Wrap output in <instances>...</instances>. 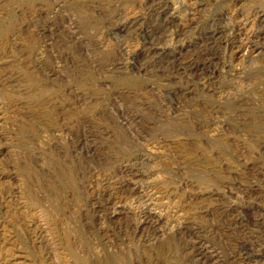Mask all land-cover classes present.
Instances as JSON below:
<instances>
[{"label": "rangeland", "instance_id": "obj_1", "mask_svg": "<svg viewBox=\"0 0 264 264\" xmlns=\"http://www.w3.org/2000/svg\"><path fill=\"white\" fill-rule=\"evenodd\" d=\"M261 18L264 0H0V264H264ZM147 203L157 237L110 219Z\"/></svg>", "mask_w": 264, "mask_h": 264}, {"label": "bare ground", "instance_id": "obj_2", "mask_svg": "<svg viewBox=\"0 0 264 264\" xmlns=\"http://www.w3.org/2000/svg\"><path fill=\"white\" fill-rule=\"evenodd\" d=\"M155 1V0H154ZM166 2V1H165ZM164 2V3H165ZM168 2V1H167ZM203 3V2H202ZM150 5H152V4H150ZM165 5V4H164ZM161 6V5H160ZM151 7V6H150ZM164 8V7H163ZM163 8H162V10H163ZM157 10V9H156ZM166 10V9H165ZM160 12H161V10H160ZM165 12V11H164ZM157 13H159V11L157 12ZM188 15V14H187ZM257 17V16H256ZM262 19V18H261ZM262 21L264 22V19H262ZM260 22V21H259ZM261 24V23H260ZM263 24V23H262ZM262 27H263V25H262ZM261 27V28H262ZM260 28V29H261ZM175 30V29H174ZM220 30V29H219ZM257 30V29H256ZM263 30V29H262ZM261 30V31H262ZM182 31H184V30H181V32ZM217 31H218V29H217ZM223 31V30H222ZM179 32H180V30H179ZM180 32V33H181ZM215 32V31H214ZM213 32V33H214ZM238 32V31H237ZM258 32V31H257ZM257 32H256V34H257ZM177 33H178V30H177ZM183 33V32H182ZM224 33L225 32H223V35H224ZM252 33V32H251ZM212 34V33H211ZM227 34V33H226ZM233 34V33H232ZM235 34V33H234ZM255 34V33H254ZM255 34V35H256ZM228 36H229V33L227 34ZM231 35V34H230ZM240 35V34H239ZM173 36V35H172ZM247 36V35H246ZM260 36H261V34H260ZM211 37H213L214 38V36H211ZM243 37V36H242ZM179 38V37H178ZM220 38V37H219ZM218 38V39H219ZM223 38V37H222ZM225 38V37H224ZM239 37H237V39H238ZM256 38V37H255ZM259 38V37H258ZM154 39V38H153ZM217 39V38H216ZM236 39V40H237ZM213 40V39H212ZM232 40H233V38H232ZM231 40V41H232ZM252 40V39H251ZM218 41H220V40H218ZM229 41V40H228ZM249 41V40H248ZM255 41H257V40H255ZM213 42V41H212ZM217 42V41H216ZM233 42H234V40H233ZM253 42V41H252ZM215 43V42H214ZM218 43V42H217ZM216 43V44H217ZM228 43L229 42H227V45H228ZM223 44V43H222ZM237 45V44H236ZM240 45V44H239ZM248 45V44H247ZM250 45V44H249ZM253 44H251V46H252ZM231 46V45H230ZM243 46H245V45H243ZM242 46V47H243ZM257 46V45H256ZM157 47V46H156ZM183 47V46H182ZM238 47L239 46H237V50H238ZM149 48V47H148ZM158 48V47H157ZM225 48H226V46H225ZM232 48V47H231ZM241 48V47H240ZM248 49H249V46L247 47ZM246 48V49H247ZM145 49V48H144ZM152 49V48H151ZM150 49V50H151ZM247 49V50H248ZM254 49V48H253ZM153 50V49H152ZM180 50V49H179ZM184 49H182V51H183ZM228 50V49H227ZM230 50V49H229ZM234 50V49H233ZM232 50V51H233ZM244 50V49H243ZM141 51V50H140ZM146 51V50H145ZM249 51V50H248ZM151 52V51H150ZM156 52V51H155ZM154 52V53H155ZM162 52V51H161ZM166 52H168V51H166ZM251 52V51H250ZM181 53V52H180ZM179 53V54H180ZM184 53V52H183ZM239 53H241V52H239ZM243 53V52H242ZM156 54V53H155ZM246 55H247V51H246V53H245ZM235 56V55H234ZM244 56V55H243ZM175 59H176V57H175ZM177 59H178V57H177ZM133 61V60H132ZM176 61V60H175ZM180 62V61H179ZM134 64V63H133ZM178 64V63H177ZM182 66V65H181ZM188 66V65H187ZM192 66V65H191ZM195 66V65H194ZM198 68V67H197ZM196 68V69H197ZM209 76V75H208ZM201 80V79H200ZM207 80V79H206ZM205 80V81H206ZM168 107V106H167ZM131 118V117H130ZM127 120V119H126ZM131 121V120H130ZM133 122V121H132ZM136 130H138L137 128H136ZM141 131V130H140ZM138 134H139V132L138 131H136ZM143 134V133H142ZM142 134H141V136H142ZM140 136V135H139ZM85 140V139H84ZM83 140V141H84ZM88 142V141H87ZM81 144H82V142H81ZM85 144H86V142H85ZM87 145V144H86ZM85 145V146H86ZM82 147V146H81ZM89 148V147H88ZM81 149V148H80ZM86 153H88V152H86ZM85 154V153H84ZM91 163V162H90ZM143 162L141 161H134L130 166H129V168H126L125 170H124V172H125V174H124V179H121V181H119V183H118V186H119V188H120V190H123V191H125L126 193H131V194H133V192L130 190V185H131V182H136V180H134V179H138V177L140 176V173H141V164H142ZM127 167V166H126ZM125 168V167H124ZM123 170V169H122ZM142 174V173H141ZM127 177H129V178H127ZM121 178V177H120ZM69 180V179H68ZM68 182V181H67ZM91 185V184H90ZM73 186V185H72ZM132 186V185H131ZM118 188V187H117ZM123 191H121V193L123 192ZM134 191V190H133ZM124 192V193H125ZM252 192V191H251ZM99 195V194H98ZM127 195V194H126ZM250 195L251 194H249V197H250ZM140 198V197H139ZM131 199V198H130ZM151 200V199H150ZM153 200H154V198H153ZM97 201H98V199H97ZM147 201V200H146ZM99 202V201H98ZM145 202V201H144ZM148 202V201H147ZM247 202V201H246ZM252 202V201H251ZM254 202H252L251 204H253ZM152 204H154V203H147L146 204V207L145 208H143V209H141V210H139L138 209V211L137 210H134V208H133V210L131 209V207L129 208H125V207H123V206H120L119 208H116V210L114 211V213L111 215V217H110V219L112 220V222H114V220H117L118 218L120 219V217L119 216H121V215H123V216H127V222H126V224L124 225V226H126V228L128 229L132 224V222H133V224H134V221H136V224H135V227L133 228V229H135V231H139V232H141V233H145V234H147V236L148 237H152V236H156L157 237V235L160 233V232H163V231H166L167 230V228H166V226L165 225H163L162 224V222H165L164 220V218H163V214L161 213H159V214H157V213H154L153 212V209H152V207H151V205ZM244 204V203H243ZM250 204V205H251ZM105 205V204H104ZM242 205V204H241ZM248 205V204H247ZM257 205V204H256ZM143 206V205H142ZM254 206V205H253ZM105 207V206H104ZM134 207H136V206H134ZM109 208H111V207H109ZM108 208V209H109ZM140 208V207H139ZM235 208H236V206H235ZM249 208V207H248ZM247 208V209H248ZM255 208H256V206H255ZM238 209V208H237ZM243 209V208H242ZM251 209V208H250ZM262 209V208H261ZM261 209H259V210H261ZM96 212H101L102 211V203H101V201H100V203H96V205H95V209H94ZM104 210V209H103ZM258 210V209H257ZM257 210H254V211H257ZM258 210V211H259ZM112 211V210H111ZM104 212V211H103ZM243 212V211H242ZM241 212V213H242ZM105 213H106V211H105ZM240 213V214H241ZM264 213V212H263ZM118 214H120L119 216H118ZM103 215H105V214H103ZM177 215V214H176ZM242 215V214H241ZM257 215H259V212H258V214ZM264 215V214H263ZM168 216V215H167ZM262 216V215H261ZM178 217V216H177ZM174 218H176V217H174ZM227 218V217H226ZM252 218V217H251ZM264 218V217H263ZM118 219V220H119ZM177 219V218H176ZM259 219H260V217H259ZM259 219H258V221H259ZM172 220V219H171ZM249 220V219H248ZM254 220H256V219H254ZM174 222L173 223H175V219L173 220ZM247 221V220H246ZM171 222V221H170ZM179 222V224H177V232H180L181 234H183V235H190L191 233H190V231H189V227H188V225L187 224H185V223H183L182 221L180 222V221H178ZM264 222V221H263ZM116 223V222H115ZM169 223V222H168ZM183 223V224H182ZM239 223V222H238ZM245 223V222H244ZM243 223V224H244ZM251 223V222H250ZM191 225V224H190ZM239 225V224H238ZM250 225V224H249ZM121 226H123V225H121ZM173 226H174V224H173ZM179 226V227H178ZM240 226H242V224L240 225ZM197 227V226H196ZM246 227V226H245ZM255 227V226H254ZM122 228V227H121ZM176 227L174 226V229H175ZM257 228V227H256ZM171 229H173V227L171 228ZM246 229V228H245ZM130 230V229H129ZM248 230V229H247ZM246 230V231H247ZM250 231V230H249ZM256 231V230H255ZM176 232V233H177ZM260 232V231H259ZM169 233V232H168ZM172 233H174V232H172ZM251 233H252V230H251ZM179 234V233H178ZM180 234V236L182 237L183 235H181ZM161 235H162V233H161ZM256 235V234H255ZM256 236H258V235H256ZM175 237V236H174ZM186 237V236H185ZM190 237H192V236H190ZM253 237V236H252ZM255 237V236H254ZM183 238H184V236H183ZM189 237L187 236V239H188ZM259 238V237H258ZM181 239V238H180ZM186 239V238H185ZM184 239V240H185ZM250 240V239H249ZM258 240V239H257ZM260 240V239H259ZM186 241V240H185ZM188 241V240H187ZM186 241V242H187ZM194 241V240H193ZM252 241V240H251ZM189 242V241H188ZM191 242V241H190ZM196 242V241H195ZM257 242V241H256ZM259 242V241H258ZM197 243V242H196ZM196 243H195V245H196ZM201 243V242H200ZM179 244V243H178ZM204 244V243H203ZM194 245V244H193ZM205 245V244H204ZM204 245H203V247H204ZM183 247V246H182ZM203 247H199L197 250H196V253H197V255L200 257V259H203V258H207V259H209V261L210 260H212L213 258L214 259H221L220 258V256H218L217 254L215 255V254H213V253H208V252H205V249L203 248ZM193 248V251H194V246L192 247ZM192 250V249H191ZM248 252H250L249 251V249L247 250ZM243 252H244V250H243ZM193 254V253H192ZM247 255H250L249 253H247ZM246 255V256H247ZM245 256V257H246ZM194 257V256H193ZM198 257V258H199ZM244 257V256H243ZM120 258V257H119ZM197 258V259H198ZM194 259V258H193ZM196 259V258H195ZM244 259V258H243ZM79 261H81L80 259H79ZM85 261V260H84ZM208 261V262H209ZM195 262H197L196 260H195ZM87 263V262H86ZM86 263H84V264H86ZM126 263V262H125ZM194 264H196V263H194ZM198 264V263H197ZM214 264V263H213Z\"/></svg>", "mask_w": 264, "mask_h": 264}]
</instances>
